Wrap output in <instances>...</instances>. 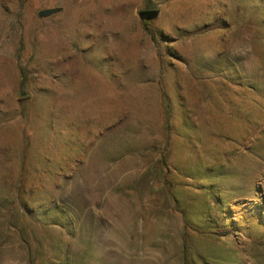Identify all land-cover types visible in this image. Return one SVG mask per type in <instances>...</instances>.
Returning <instances> with one entry per match:
<instances>
[{
	"label": "rangeland",
	"instance_id": "1",
	"mask_svg": "<svg viewBox=\"0 0 264 264\" xmlns=\"http://www.w3.org/2000/svg\"><path fill=\"white\" fill-rule=\"evenodd\" d=\"M0 264H264V0H0Z\"/></svg>",
	"mask_w": 264,
	"mask_h": 264
},
{
	"label": "water",
	"instance_id": "2",
	"mask_svg": "<svg viewBox=\"0 0 264 264\" xmlns=\"http://www.w3.org/2000/svg\"><path fill=\"white\" fill-rule=\"evenodd\" d=\"M158 15V12H141L139 13V18L141 21H152L154 20Z\"/></svg>",
	"mask_w": 264,
	"mask_h": 264
},
{
	"label": "trees",
	"instance_id": "3",
	"mask_svg": "<svg viewBox=\"0 0 264 264\" xmlns=\"http://www.w3.org/2000/svg\"><path fill=\"white\" fill-rule=\"evenodd\" d=\"M143 22L147 23V22H150V21H143ZM15 215H16L17 217H19V218L22 217L21 214H19V213H15ZM34 215H35V212H34L33 216H34ZM41 216H43V214H41ZM30 217L33 218L32 216H30ZM55 221H56V220H54V221L52 220V222L49 221L50 225H52V224H54V225H63L61 222L56 223ZM59 223H61V224H59Z\"/></svg>",
	"mask_w": 264,
	"mask_h": 264
}]
</instances>
